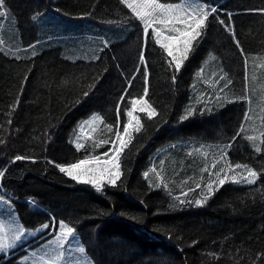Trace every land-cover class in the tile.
Wrapping results in <instances>:
<instances>
[{"label":"trees","instance_id":"obj_1","mask_svg":"<svg viewBox=\"0 0 264 264\" xmlns=\"http://www.w3.org/2000/svg\"><path fill=\"white\" fill-rule=\"evenodd\" d=\"M197 2L217 12L177 72L121 0H4L0 194L26 229L63 220L93 264H264V119L249 126L264 100V0ZM140 98L156 115L137 105L142 127L121 153L115 186L97 191L60 172L56 165L111 158L115 131ZM95 114L103 127L89 132L83 123ZM250 128L263 132L260 152ZM202 144L225 146L229 166L243 168L237 181L230 175L221 186L205 173L199 183L187 149ZM243 166L257 172L255 183ZM56 233L0 252V264H32L22 259H36Z\"/></svg>","mask_w":264,"mask_h":264},{"label":"snow or ice","instance_id":"obj_2","mask_svg":"<svg viewBox=\"0 0 264 264\" xmlns=\"http://www.w3.org/2000/svg\"><path fill=\"white\" fill-rule=\"evenodd\" d=\"M121 3L125 4L128 9L134 14V16L140 20L143 24V32L145 40L149 38V29L152 31V35L155 37V42L159 44L167 53L168 57H171L169 61L170 66L174 63L175 71L179 72L183 61L187 59L188 53L193 46V41L196 40L198 36L201 35V31L206 25V21L209 16L217 12L215 7L207 8L205 5H201L197 0H179L178 3H161L160 0H121ZM4 0H0V6H3ZM4 13L0 12V16H3ZM35 20L36 17L34 16ZM221 24H224V21H220ZM177 24H182L184 27L179 28L175 27ZM155 25H171L170 31L176 33V35L163 36L162 29L155 27ZM228 28V25H225ZM163 36V38H161ZM107 46V42L105 44ZM179 53V55H177ZM35 55V52H33ZM140 59L144 61V53L141 52ZM146 67V66H145ZM224 79V77H221ZM175 80V77H173ZM231 81H227L224 87H227V84ZM145 84L147 85V72H145ZM145 96L147 95L148 88L147 86L144 89ZM87 95V93L85 94ZM123 100V97L121 98ZM132 109L126 112L127 117L129 118L127 123L123 125V132L118 129L115 131L116 141L119 143L113 142V155L111 158L105 159L103 165L98 163L96 167H89V161L87 159L80 160L76 163L69 165H56L59 168L60 172L65 173L72 180L91 184L95 187L97 191H101L105 185V181L108 185L115 186L117 181L121 178V162L120 156L125 148L128 147V144L132 140V131L139 132L141 130V121L140 118L134 115V112L137 110V105H139V111L146 113L148 119H151L156 115V110L148 104L147 100L132 99L131 100ZM119 112V105H118ZM192 111L187 113V116H191ZM182 117V119H186ZM247 118V117H246ZM111 130V127H110ZM243 131V128L241 129ZM249 140H254L252 136L247 137ZM3 141H0L2 143ZM76 147L79 149L82 147L81 144L77 143ZM260 148L257 147L256 151L260 152ZM107 156V153H105ZM15 161L26 159L23 156H16ZM215 167V164L213 165ZM230 168L232 166H229ZM235 167H242L241 165H235ZM247 168V166H243ZM221 172L224 170L221 169ZM248 177L246 182L248 184H253L257 178V172L251 169H247ZM5 176V171L0 170V178ZM147 176V173H145ZM219 185H223L228 179L227 174L223 178H219ZM235 182V181H234ZM199 187V185H197ZM209 193L212 191V184L207 185ZM7 194H0V203L6 204L11 207V199L6 198ZM207 197H205L206 199ZM197 204H200L201 201H196ZM54 229L58 232L56 236L55 243L57 248L60 249L55 256L45 259L44 256L40 257L41 264H59V262L64 260L65 251L64 246L71 245L72 240L76 238V230L74 227L69 226L68 223L63 220L55 221L51 224H44L41 230ZM4 231V225L0 222V232ZM26 234L25 229L22 226L17 227L14 236L11 241L6 236L0 235V252H4L7 249L13 248L15 242L20 241ZM195 243V242H194ZM81 253L84 252L83 248H80ZM47 256V253H45Z\"/></svg>","mask_w":264,"mask_h":264},{"label":"rangeland","instance_id":"obj_3","mask_svg":"<svg viewBox=\"0 0 264 264\" xmlns=\"http://www.w3.org/2000/svg\"><path fill=\"white\" fill-rule=\"evenodd\" d=\"M180 25L181 24H177V25H175V27H179V28L184 27V26L180 27ZM158 27L162 29L163 36H169L168 34L170 32L168 30L172 27L171 25H168V26L158 25ZM174 34H176V33H174ZM177 55H179V53H177ZM195 86L197 88V84H195ZM249 118H251V117H249ZM263 119H264V100L261 103V106L259 107V109H255V114L253 115V121L249 124V126L253 127L256 125V123H259L261 121L263 123ZM83 125L85 126V128H87L89 130V132L94 131L96 129H101L103 127V119L99 114H95V115L91 116L90 118H88L83 123ZM257 128H258V126H257ZM261 129H262V127H261ZM250 130H251L250 135L255 138L254 140H251L252 145L254 146L255 149L257 147L260 148V143L262 140L260 138H261V136H263V132L260 131V133H258V134L256 133L254 135L253 129L250 128ZM89 132L86 133L88 136H89ZM257 132H259V131H257ZM224 148H225L224 145L202 144L198 147H190L187 149L188 154L192 158H194V160L199 165V169L201 172V176L199 178L201 181L199 183H202L204 181L206 174H208V177L210 178V182H216L217 178H218L217 173H219V178H223V177H220L223 173V176L225 174H227L228 177H230V175H231V177L235 176L234 181H237L238 173H242L243 168L242 167L237 168V167H235V165H233L234 167L233 166L231 168L229 167L227 149L226 148L224 149ZM104 160L105 159H100V160H98V163L100 165H103ZM214 164H215V167H213ZM87 166L96 167L97 166V160L89 162V164ZM232 168L237 171V173L235 175H233L232 173L229 174V172L231 171ZM221 169H223L224 171L221 172L220 171ZM247 169L253 170L252 168H247ZM244 173H246V175H248V171L244 172ZM199 179H198V181H199ZM105 183H107V182L105 181ZM0 222H2L4 225V231L0 232V235L6 236L7 238H9L10 241H11L12 237L14 236L17 227L22 226L26 231V234L24 235V237L20 241L15 242V246H14L15 248H13V249H16L21 244L26 243L29 239L36 237L37 235H41V233H42L41 227H37V228H34L32 230L26 229L24 223L21 221V219L19 217V214H18L16 207H14L13 204H11V207H9L6 204L0 203ZM57 235H58V232L52 238H50L49 240H47L43 244L39 245L38 247H36L33 253L37 256L40 255V256H38L39 258L44 256L45 259L52 257V256H55L57 254V252L60 250L57 248V244L55 243ZM75 235H76V238L74 240H72L71 245L66 244L64 246L65 257H64L63 261L59 262V264H93L91 259L89 258V256L87 255V253L85 251V247H84L80 237L78 236L77 233H75ZM80 248L84 249L83 253H81L79 251ZM45 253H47V256H45ZM30 255H28V258L22 259V261L24 263L41 264L40 259H35L33 254H30Z\"/></svg>","mask_w":264,"mask_h":264},{"label":"crops","instance_id":"obj_4","mask_svg":"<svg viewBox=\"0 0 264 264\" xmlns=\"http://www.w3.org/2000/svg\"><path fill=\"white\" fill-rule=\"evenodd\" d=\"M44 231H45V230H42V233H43ZM25 232H26V231H25ZM42 233H41V234H42ZM37 236L39 237L40 235H37ZM37 236H36V237H37ZM36 237H34V238H36ZM38 237H37V238H38ZM13 248H15V247H13ZM13 248L7 249V250H5L4 252L7 253V252L13 250ZM30 256H31V255H30ZM38 256H40V255H38ZM38 256H36V259H40Z\"/></svg>","mask_w":264,"mask_h":264},{"label":"bare ground","instance_id":"obj_5","mask_svg":"<svg viewBox=\"0 0 264 264\" xmlns=\"http://www.w3.org/2000/svg\"><path fill=\"white\" fill-rule=\"evenodd\" d=\"M43 240V239H42ZM40 242V241H39Z\"/></svg>","mask_w":264,"mask_h":264}]
</instances>
